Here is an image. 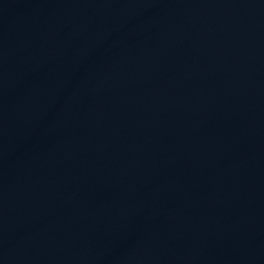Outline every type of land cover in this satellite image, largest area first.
Returning a JSON list of instances; mask_svg holds the SVG:
<instances>
[{"label": "water", "instance_id": "obj_1", "mask_svg": "<svg viewBox=\"0 0 264 264\" xmlns=\"http://www.w3.org/2000/svg\"><path fill=\"white\" fill-rule=\"evenodd\" d=\"M0 264H264V0H0Z\"/></svg>", "mask_w": 264, "mask_h": 264}]
</instances>
